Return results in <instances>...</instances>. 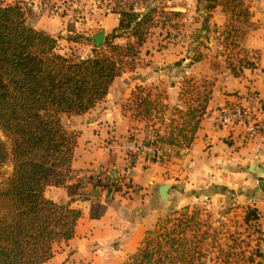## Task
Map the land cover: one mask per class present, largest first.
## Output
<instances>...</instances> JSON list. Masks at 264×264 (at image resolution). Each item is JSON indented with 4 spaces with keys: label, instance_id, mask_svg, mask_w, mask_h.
I'll list each match as a JSON object with an SVG mask.
<instances>
[{
    "label": "trees",
    "instance_id": "trees-1",
    "mask_svg": "<svg viewBox=\"0 0 264 264\" xmlns=\"http://www.w3.org/2000/svg\"><path fill=\"white\" fill-rule=\"evenodd\" d=\"M20 1L0 0V167L12 166L11 173L0 177V264H41L54 255L56 243L74 236L81 216L80 209L45 195L47 186H64L73 178L77 133L62 117L92 109L117 76L136 68L149 27L156 25V7L119 11L118 26L104 44L82 57L60 53L56 38L27 22ZM232 1L233 7H241L240 0ZM208 30L204 27V36ZM117 31L129 33L124 44L112 41ZM201 45L195 40L194 60L202 58ZM242 52L237 64L226 60L234 76L258 63V50ZM180 83L178 105L169 106L165 88L153 87V92L152 86L141 84L122 104L124 115L131 111L132 118L146 122L163 120L171 110L163 131L151 125L157 145L189 147L206 112L214 81L184 76ZM237 207L241 219L225 214L216 226L212 214L199 208L174 209L145 231L121 264H262L264 253L252 244L255 230L248 225L259 220V211L250 205Z\"/></svg>",
    "mask_w": 264,
    "mask_h": 264
},
{
    "label": "crops",
    "instance_id": "crops-1",
    "mask_svg": "<svg viewBox=\"0 0 264 264\" xmlns=\"http://www.w3.org/2000/svg\"><path fill=\"white\" fill-rule=\"evenodd\" d=\"M261 1L251 4L255 11L251 21L257 25L241 41L242 47L259 51L256 67L243 68L234 76L226 65L220 38L214 36V40L210 35L216 27L224 25L225 13L219 7L210 16L199 10L201 16L192 19L191 33L194 40L208 38L206 46L199 48L202 58L194 60L192 38L181 49L145 52V64L117 76L102 101L85 113L68 117V128L77 133L73 178L64 186H47L45 195L80 209L81 216L74 236L67 242L56 243L54 250H58L41 264L70 261L121 264L159 217L182 205L217 207L223 202L240 203L257 208L259 220L263 221L264 109L260 108H264V11L259 10ZM110 16L94 19V27H101L105 34L110 32L117 25V20L108 22ZM80 23L85 27L86 23ZM204 27L209 29L206 36ZM79 55L85 57L80 52ZM190 72H202L213 78L206 112L189 147L160 142L157 156L153 153L156 144L151 125L130 114L124 115L122 104L134 86L162 81L167 86V103L170 107L178 105L179 80ZM237 104L250 107L252 118L228 125L214 121L218 110H229ZM252 162H255L254 172L250 171ZM164 184H169V188L162 198L160 188ZM98 209H102L100 215L95 214Z\"/></svg>",
    "mask_w": 264,
    "mask_h": 264
},
{
    "label": "rangeland",
    "instance_id": "rangeland-1",
    "mask_svg": "<svg viewBox=\"0 0 264 264\" xmlns=\"http://www.w3.org/2000/svg\"><path fill=\"white\" fill-rule=\"evenodd\" d=\"M240 1L242 2L241 7H233L236 1L232 0H21L20 4L24 9L27 22L30 25L33 24L37 26V29L45 30L57 39V47L60 53L79 55L80 52L85 56L91 54L95 48L93 42L88 39V36L103 30L99 26L94 27V19L97 20L98 17L103 18L105 15L110 14L111 16L108 22L117 20V27L120 18L119 11L130 10L131 8L135 11H144L149 7H156V12L154 14V22H156V25L149 27L145 41L140 47L136 59V67H138L145 64V52L148 54L154 49L161 50L162 48L172 47V49H181V47H185L186 43L191 38L195 43L194 34L191 33L193 31L192 19L201 16L198 12L199 10H205L203 13L210 16L216 7L221 8L225 13L226 22L220 28L214 25L216 28L210 32V35L213 36L212 38L214 40L216 39L214 36L220 38V42L224 48L223 56H225L226 60L231 64H237V62L244 57V53L242 52V48L244 47L241 46L244 35L257 25V22L251 21V16L255 13L251 4H254V2L258 0ZM263 2L264 0L260 2L262 5L259 7V10L261 11H264ZM212 3H216V6L211 8V10H207V6ZM246 10L249 12L247 16L244 15V11ZM162 11L167 13V15L160 14ZM80 22L86 23L85 27H82ZM75 26H77V28ZM226 26H228V29L226 28L228 32L223 34ZM111 32L112 30L106 33V35ZM117 34L118 36L112 39L113 42L124 44L129 38V33L127 32L117 31ZM225 37L227 38L226 42ZM207 40L208 38L205 39V41ZM205 41L204 39L202 40V45L199 46V48L206 46ZM88 48H90L89 52H87ZM248 56L251 57L256 55L250 53ZM213 65H215V63H213ZM127 71L130 70H125V72ZM184 76H193L197 82L200 80L202 81L204 78L213 81L212 77H207L202 72H190L180 78L178 94L181 86L180 82ZM141 85L152 86V88L160 87L167 90V86L162 81ZM153 92H155L154 88ZM127 114H131V111H128ZM170 114L171 110L168 109L163 120L154 118L153 121L145 122L163 131L167 124H169L167 118L171 117ZM70 116L64 115L62 117V122L67 128L69 125L68 121L70 120L68 117ZM175 120H178V117H175ZM11 171L12 166L10 163L2 165L0 167V177L1 175L11 173ZM240 205V203L227 204L223 202L217 207H207L204 204L192 207L199 208L205 213H211L212 222H214L213 225L216 226L217 220L224 219L225 214L231 217L236 216V218L241 219L242 213L240 208H235ZM101 212L102 209H98L95 214L100 215ZM248 225H251V228H249L251 232H253V229L255 230L252 235V244L258 246L264 253V218L263 221H252L249 222ZM57 250L58 249L55 248L54 251ZM67 263L77 264L80 262L75 263L74 261H70Z\"/></svg>",
    "mask_w": 264,
    "mask_h": 264
},
{
    "label": "built area",
    "instance_id": "built-area-1",
    "mask_svg": "<svg viewBox=\"0 0 264 264\" xmlns=\"http://www.w3.org/2000/svg\"><path fill=\"white\" fill-rule=\"evenodd\" d=\"M258 109L260 108V104L258 101ZM264 108H260V110H263ZM252 118V109L248 106L237 104L233 108H230L229 110H218L214 121L220 125H228L236 122H240L241 120ZM253 129V128H251ZM160 151V148L158 145L153 146V153H155L158 156V152Z\"/></svg>",
    "mask_w": 264,
    "mask_h": 264
},
{
    "label": "water",
    "instance_id": "water-1",
    "mask_svg": "<svg viewBox=\"0 0 264 264\" xmlns=\"http://www.w3.org/2000/svg\"><path fill=\"white\" fill-rule=\"evenodd\" d=\"M105 32L104 30H100L99 32L92 34L90 36H88V39L91 40L93 42L94 47H100L104 44V40H105ZM251 172L255 171V162H252L251 164ZM169 188V184H164L161 186L160 188V194L162 198L166 197V192Z\"/></svg>",
    "mask_w": 264,
    "mask_h": 264
}]
</instances>
